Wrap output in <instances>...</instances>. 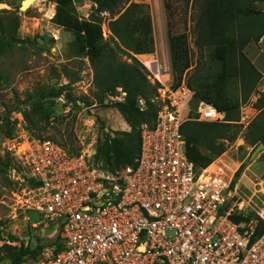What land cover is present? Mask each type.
I'll return each mask as SVG.
<instances>
[{"label":"built area","instance_id":"built-area-1","mask_svg":"<svg viewBox=\"0 0 264 264\" xmlns=\"http://www.w3.org/2000/svg\"><path fill=\"white\" fill-rule=\"evenodd\" d=\"M118 90L106 99L122 100ZM192 96L186 85L169 98L171 108L158 110L153 126L142 125L135 165L115 184L83 151L32 135L21 120L2 144L13 170L27 172L28 179L19 176L14 208L41 214L60 245L22 264H264L256 220L232 218L244 204L231 201L230 179L185 154L178 107ZM191 111L197 121L225 120L202 100L194 110L188 105L186 118Z\"/></svg>","mask_w":264,"mask_h":264},{"label":"rangeland","instance_id":"rangeland-1","mask_svg":"<svg viewBox=\"0 0 264 264\" xmlns=\"http://www.w3.org/2000/svg\"><path fill=\"white\" fill-rule=\"evenodd\" d=\"M132 1L147 6L154 39L152 52L135 54V57L148 71L147 78L161 84L157 97L160 108H171L169 98H173L178 90L186 87L189 76L212 74L214 71L209 57L210 49L197 44L196 21L202 0H184L181 8L182 19H179L171 32H168L163 0ZM20 2L21 0H0V15L5 14L1 11L4 9L17 13L19 27L16 37L36 40L37 43L18 42L5 55L0 56V70L4 79L0 81V113L5 115L0 120V245L9 244L15 253L20 248H34L32 254L21 258L19 264H22L51 254L59 243L57 229L43 220L41 214L14 208V193L19 188V176L26 179L27 172L23 167L13 170L14 166L8 159L10 155L3 150L2 144L7 137L6 130L14 132L21 120L25 126L23 112L30 107L20 102L25 99L26 92H32L38 87L62 88L59 96L48 98L45 103L50 118L47 128L42 129L41 134L56 141L72 137L80 151L90 158H93L96 145L103 139L104 132L113 135L115 131H129L131 127L117 109L97 103L98 87L94 82L93 65L87 56L76 55L72 45V31L53 22L56 3L52 0H33L20 13ZM73 4L76 15L86 19L91 18L96 6L92 0H73ZM255 7L264 10V1L256 2ZM97 15L104 41L109 47L115 48V38L108 28L110 14L105 11L96 13ZM245 51L261 72V77L249 97L240 101L236 122L241 125V132L256 118L259 113L256 105L263 98L261 96H264V35L258 43H249ZM118 54L121 60L133 62L127 53ZM157 68L160 70L157 71ZM163 74H167L168 79L161 81ZM226 90L230 98L240 99L241 87L238 81H230ZM82 98L94 103L88 105ZM193 102L192 96L188 104L190 108ZM104 103L111 105L106 98ZM188 105L178 107L182 121L187 119L185 114ZM256 147L257 145L247 144L240 133L232 141L226 142L225 150L208 166L213 164L210 169L219 170L230 181H233L239 167L243 166L231 187V201L243 203V213L255 214L264 221V148L252 155ZM6 162L10 166L5 167ZM124 170L114 174L102 171L115 184ZM0 264H11V260L4 257Z\"/></svg>","mask_w":264,"mask_h":264},{"label":"trees","instance_id":"trees-1","mask_svg":"<svg viewBox=\"0 0 264 264\" xmlns=\"http://www.w3.org/2000/svg\"><path fill=\"white\" fill-rule=\"evenodd\" d=\"M52 1L56 3L53 22L72 31V45L76 55L87 56L93 65L94 82L98 87L97 103L117 109L131 127L129 131H115L113 135L104 132L91 161L100 170L112 174L134 166L140 149L141 127L143 124L154 125L161 106L157 100L161 84L147 78L148 71L135 57V54L150 53L154 49L152 23L147 6L132 0H92L96 5L95 10L91 18L86 19L76 15L73 0ZM258 1L264 0H202L199 5L196 21L197 44L210 49L209 57L214 71L205 75L192 74L186 85L193 91V110L202 100L223 111L225 120L197 121L191 118L194 113L191 111L188 118L181 123L180 133L184 139L185 154L196 167L208 166L215 159L213 154L220 155L225 150L226 142L232 141L240 133L251 146L264 144V96H261L263 98L256 105L259 113L243 132L241 125L236 122L240 101L249 97L261 77V72L245 51L249 43H258L264 35V10L255 7ZM183 3L184 0H163L168 32L182 19ZM1 11L5 14L0 15V56L5 55L18 42L37 43L36 40L17 38L19 15L5 9ZM105 11L111 16L108 28L115 38V48L109 47L104 41L100 18L96 16V13ZM119 52L127 53L133 62L121 60L118 57ZM0 81H4L1 70ZM230 81H238L240 84L239 100L228 95L226 89ZM119 87L125 92L123 99L109 101L111 105L104 103L107 94L119 93ZM61 92V87H38L32 92H26V97L20 104L30 107L24 109L23 115L25 127L32 135L51 139L41 134L42 129L47 128L50 118L45 103L48 98L57 97ZM82 99L88 105L94 103L86 98ZM140 99L142 104L139 103ZM4 116L0 113V120ZM12 132L13 130H6L5 136ZM57 142L70 153L80 152V147L72 137ZM8 159L14 166L12 158L9 156ZM8 166L9 163L5 167ZM242 167L236 171L230 187L234 186ZM232 218L236 221L254 218L257 222L254 237L264 232V221L255 214L241 212L234 214ZM59 249L58 243L54 253ZM33 252L34 248L25 247L15 253L12 246L2 244L0 262L7 257L11 264H19L23 256Z\"/></svg>","mask_w":264,"mask_h":264},{"label":"water","instance_id":"water-1","mask_svg":"<svg viewBox=\"0 0 264 264\" xmlns=\"http://www.w3.org/2000/svg\"><path fill=\"white\" fill-rule=\"evenodd\" d=\"M32 1L33 0H21L20 5H19L20 13L26 8H28ZM94 117L96 118L97 116L95 115ZM262 148H264V144L263 143L258 144L257 147L255 148V151L252 153V155H254L258 150ZM213 156L216 157L217 155L213 154Z\"/></svg>","mask_w":264,"mask_h":264},{"label":"bare ground","instance_id":"bare-ground-1","mask_svg":"<svg viewBox=\"0 0 264 264\" xmlns=\"http://www.w3.org/2000/svg\"><path fill=\"white\" fill-rule=\"evenodd\" d=\"M168 79V77H167V74H163V75H161V78H160V80L162 81V80H165V79ZM164 82V81H163ZM213 165V164H212ZM212 165H210V166H212ZM209 166V167H210ZM215 166V165H214ZM212 168V167H211Z\"/></svg>","mask_w":264,"mask_h":264}]
</instances>
